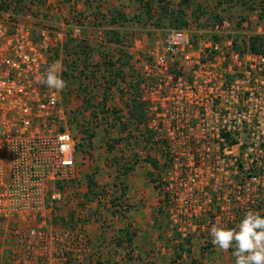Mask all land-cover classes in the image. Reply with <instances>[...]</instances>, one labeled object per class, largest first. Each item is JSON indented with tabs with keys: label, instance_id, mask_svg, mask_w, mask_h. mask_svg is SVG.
<instances>
[{
	"label": "built area",
	"instance_id": "1",
	"mask_svg": "<svg viewBox=\"0 0 264 264\" xmlns=\"http://www.w3.org/2000/svg\"><path fill=\"white\" fill-rule=\"evenodd\" d=\"M19 8H0V264H89L78 165L89 157L76 160L63 91L40 82L54 61L62 77L64 34ZM229 33L226 19L212 31L219 41L195 39L190 25L167 29L132 59L123 89L159 148L154 185L171 228L204 242L214 224L233 228L249 210L264 217V52ZM67 202L74 220L60 225Z\"/></svg>",
	"mask_w": 264,
	"mask_h": 264
},
{
	"label": "crops",
	"instance_id": "2",
	"mask_svg": "<svg viewBox=\"0 0 264 264\" xmlns=\"http://www.w3.org/2000/svg\"><path fill=\"white\" fill-rule=\"evenodd\" d=\"M46 1L48 3L44 2L45 5L40 3L37 5L34 0H25V9L36 6L44 7V9L52 8L60 0ZM98 1L66 0L65 8L71 9L72 13L70 19L68 17L72 24L70 36L74 38L72 31L74 27L79 26L80 37L78 39L82 38L86 41L78 40L74 42L72 48L73 51H79L87 46L113 47L114 52L110 54H113L114 61H118L119 65H122L118 68L120 67L119 70H123L125 74V78L118 81L117 87L121 92L115 96V101L117 108L122 111L120 122H130L134 119L130 118L132 115L129 114L133 107L126 102L123 89L124 82L131 74L128 72L132 59L139 52V43L133 39V31L136 28L133 27V21H130V27L124 26L125 24L119 25L117 23L119 16L125 20L128 15L123 11L113 12L112 10L116 9L113 7H107L110 11L101 9L97 7ZM74 14H78L79 17H75ZM101 17H106L105 21L108 19V23L107 21L105 23ZM99 20L102 24L94 26ZM22 21L29 26L32 25L31 21L24 17H22ZM107 32L111 34L114 32L121 37L122 34H125L126 38L132 41L130 48L123 51L120 43L113 42ZM72 56L74 59L78 58L73 53L69 55L68 59H71ZM96 58L102 60L100 55ZM110 59L111 57H108L106 60ZM82 60L89 61L88 57H84ZM82 69L86 71L83 66ZM77 87L72 86L73 90ZM73 92L75 95L76 92ZM116 123L114 128L116 133L108 132L104 139H100L96 133L88 141L92 150L89 149L88 154L86 152V154L76 153L78 163L84 155L89 157V161L85 165H81L80 168L82 173L86 171L94 174L96 188L102 189L103 187L105 192L110 191V194L113 192L118 196L110 198L107 195L86 203L83 196L90 188L88 185H81L79 196L82 197V205L87 206L86 211L83 212L87 216L84 228L89 238L91 253L89 264H234L235 258L231 250L227 253L221 252L213 246L211 241L204 242L199 233L184 238L173 231L167 215L161 208L158 188L154 185L156 175L152 177L157 174L158 169L155 170V165L148 159L152 157L156 163H161L162 157L159 152L154 154L148 149H133L135 143H145L146 135L133 132L132 128L126 127L127 125H123V123ZM110 139L115 141L110 142ZM109 142L114 143L111 150L107 148ZM70 205L71 202H67L60 210V218L65 221L69 218L74 220L75 213L71 210ZM124 208H127V211H123ZM80 211L81 209H79ZM159 212L162 217L158 214ZM159 226L160 229L157 228ZM125 232L131 237L130 242L127 241Z\"/></svg>",
	"mask_w": 264,
	"mask_h": 264
},
{
	"label": "rangeland",
	"instance_id": "3",
	"mask_svg": "<svg viewBox=\"0 0 264 264\" xmlns=\"http://www.w3.org/2000/svg\"><path fill=\"white\" fill-rule=\"evenodd\" d=\"M3 1L9 0H0V8ZM10 1L18 3L20 6L18 11L20 12L26 7L25 0ZM34 2L37 5L39 3L42 5L48 3L46 0H34ZM98 2L99 5L97 7L101 9L110 11L107 7H113L116 8L112 10L113 12L120 13L123 11L128 15V18L122 20L117 14L119 16L117 23L130 27V21H133V27L136 28L133 31V39H136L139 43V51L149 48L156 40L161 39L167 29L174 28V24H176L175 19L185 21V26L190 25L198 31L199 34L193 36L198 40L206 38L215 41L221 40V38L213 35L212 31L215 25L219 24L223 19L230 22L231 33L227 36L240 48L246 46L253 37L264 38V0H99ZM65 4L66 0H60L52 8L48 7L44 9V7L38 8L36 6L26 10L38 16V19H40V21L38 20V28L47 26L52 30L60 31L64 34L63 45L58 49V57L62 59L64 64L62 79L66 82V87L62 92V104L68 109L67 128L75 140L76 153L83 154L86 152L88 154L90 152L89 149L92 150V147H89L88 141L96 133L100 139H104L108 132L112 134L116 133L114 129L115 124H117L116 122L121 123L122 111L117 108L115 96H118L117 94L121 92L117 85L121 77L125 78V74L123 70H119L118 61H114L112 58L113 54H110L114 52L112 50L113 47L105 45L87 46L82 50L73 51L72 46L74 42L78 40L80 42L86 41L82 40V38L74 39L70 36V27H67L66 24L67 22L69 23L68 17L70 19V14L72 13L71 9L67 10L65 8ZM74 16L79 17L78 14H74ZM101 18L105 21L106 17ZM106 21L108 23V19ZM98 24L100 26L102 22L99 20L94 26ZM259 32H262V34ZM107 34L110 35L113 42H121L120 45L123 51L130 48L132 41L126 38L125 34H122V37L120 35H112L110 32H107ZM73 53L78 58L74 59V56H72L71 59H68L69 55ZM98 55L101 56V61L96 58ZM84 57H88L89 61L82 60ZM108 57H111V59L106 60ZM111 64L114 67H110ZM82 66L86 71H83ZM128 73L135 74V71L131 69ZM73 85L78 86L76 88L79 92L78 94L73 95V91L76 92V89L73 90L72 88ZM141 117L142 111L138 109L130 117L134 119L130 122H122L123 125H127L126 127L132 128L133 132L140 135L144 133L146 135L145 143H135L133 149H148L157 154L159 148L151 142L149 132L139 121ZM111 139L110 142L115 141ZM110 142L107 148L111 150L114 143ZM148 159L156 166L155 170L159 169L154 158L149 157ZM81 179L82 184L88 185L90 188L83 196V200L86 203L107 195L110 198L118 197L113 192L111 194L110 191L105 192L103 187L102 189H97V184L94 182V174L85 171L81 174ZM80 198H82L81 195ZM84 210L85 207L81 209V212ZM123 211H127V208H124ZM160 216L162 217L161 214ZM72 221V219L65 221L63 218H58L56 223L64 225L68 222L72 223ZM157 228L160 229L161 227Z\"/></svg>",
	"mask_w": 264,
	"mask_h": 264
},
{
	"label": "clouds",
	"instance_id": "4",
	"mask_svg": "<svg viewBox=\"0 0 264 264\" xmlns=\"http://www.w3.org/2000/svg\"><path fill=\"white\" fill-rule=\"evenodd\" d=\"M62 64L54 61L40 78L49 89L63 91L66 82L60 73ZM211 242L221 252L231 250L234 264H264V217L260 213L247 211L243 219L233 228L214 224L210 229Z\"/></svg>",
	"mask_w": 264,
	"mask_h": 264
},
{
	"label": "trees",
	"instance_id": "5",
	"mask_svg": "<svg viewBox=\"0 0 264 264\" xmlns=\"http://www.w3.org/2000/svg\"><path fill=\"white\" fill-rule=\"evenodd\" d=\"M110 21L112 22V20H110ZM174 21H176V24H174V28H177V29H180V28L184 27L185 24H186L185 21H183L181 19L180 20L175 19ZM112 35H116V33L113 32ZM116 42L121 43L120 41H116ZM263 46H264V38L263 37H253L251 39V41L246 46H244L243 48H248L250 51H253V52H264ZM58 49H60V48H57L55 50V56L56 57H58ZM122 64L124 65L125 63H122ZM119 66L122 67L121 64ZM110 67H114V65L111 64ZM129 70H131L130 66H129ZM63 74H64V71L62 72V76H63ZM121 79H122V77H121ZM76 93L78 94L79 92L77 91ZM140 107L141 106H139V104L133 103V108H131L130 114L133 115V113L137 112L138 109L140 111H142V107L141 108ZM125 234H126L127 241L130 242L131 241V237L129 236V234L127 235V232H125Z\"/></svg>",
	"mask_w": 264,
	"mask_h": 264
}]
</instances>
